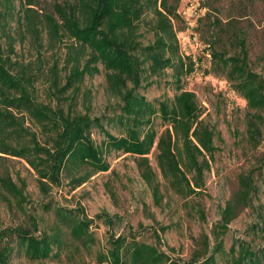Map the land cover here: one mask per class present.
<instances>
[{"label":"trees","instance_id":"1","mask_svg":"<svg viewBox=\"0 0 264 264\" xmlns=\"http://www.w3.org/2000/svg\"><path fill=\"white\" fill-rule=\"evenodd\" d=\"M15 1L0 0V168L5 157L30 167L41 194L50 199L41 208L53 215V225L39 230L40 218L28 209L31 200L25 181L18 177L19 184L8 170L0 169V192L27 219V226L0 232V264H12L15 254L31 262L62 257L75 262L84 253L96 264H218L220 259L228 264H264V247L235 241L227 250L225 242L239 214L255 209L256 174L264 168L262 159L255 169L237 175L236 192L221 207L210 234L193 239L195 247L188 260L163 250L160 234L167 228L153 231L151 243L131 230L128 235H110L101 247L92 230L95 220L88 219L81 208L54 204L50 196L54 188L74 192L110 171V155H123L132 157L156 206L163 202L164 183L183 201L189 216L207 222L205 210L194 201L201 202L205 196L220 135L207 121L196 94L184 88L196 60L181 54L178 33L184 21L178 2L19 0L16 10ZM14 22L17 27L13 28ZM212 23L220 34L208 42L210 67L205 73L227 82L246 102L247 141L257 149L263 141L264 77L253 68L246 35L235 21L224 24L216 18ZM15 28L21 41L27 38L37 52L35 59L16 53L11 36ZM223 35L234 54L221 47ZM65 40L69 43L64 44ZM46 47L51 51L64 47V60L56 58L48 67ZM102 73L117 105L112 116L96 117L89 111L92 93L84 92L83 86L87 77ZM168 77L170 82L164 83L175 91L173 98L150 101L143 92ZM79 98L85 112L78 109ZM97 219L114 226L107 213ZM256 227L254 237L264 234V224Z\"/></svg>","mask_w":264,"mask_h":264},{"label":"rangeland","instance_id":"2","mask_svg":"<svg viewBox=\"0 0 264 264\" xmlns=\"http://www.w3.org/2000/svg\"><path fill=\"white\" fill-rule=\"evenodd\" d=\"M174 1L178 2V10L184 21L181 25L183 31L178 33L181 54L183 57H192L196 60L195 71L184 79V88L196 94L199 103L206 109L207 121L220 135L216 142L219 153L212 164L211 173L207 175L205 196L201 202L194 201L196 202L194 205L200 204L205 210L207 222L202 223L196 217L189 216L183 201L170 192L164 183L163 202L159 207L156 206L151 191L141 180L132 157L123 155H110L108 157L110 171L96 175L74 192L68 193L67 188H54L50 196L54 198V204L72 210L81 208L88 219H94L92 230L101 247L106 245L110 235H128L131 230L139 235L140 240L151 243L154 240L153 231L160 232V228H167L166 233L160 234L163 250L175 258L188 260L195 247L193 239H198L203 233L210 234L211 228L220 218L221 207H224L236 192L237 175L255 169L264 160V129L263 141L259 148H252L247 141L246 102L227 82L205 73L210 67V57L206 51L209 47L208 42L220 34L212 22L219 18L224 24L234 20L236 28L246 35L252 66L264 77V0ZM20 4L19 0L15 1L16 10L20 8ZM201 18L202 23L199 21ZM11 26L14 28L16 23H12ZM196 29L199 31L196 32ZM18 31L15 28L11 32L15 39L16 53L27 60L35 59L37 52L27 38L24 43L21 41ZM147 38L150 39V36ZM64 42L69 43L67 40ZM230 45L227 36L223 35L221 47L232 55L234 49ZM43 52L48 67L52 65L54 59L61 58L62 61L65 58L64 47L55 51L46 47V51ZM63 66L64 63H61L60 68ZM165 80L170 82L171 78H163L162 83L143 92L150 101L173 98L175 91L172 87L165 86ZM83 91L92 93L89 110L92 116L113 115L117 99L107 91L103 73L94 78L87 77ZM48 99L46 85V101ZM78 103V109L85 112L82 98L78 99ZM96 140L100 141L97 137ZM7 158L1 161L0 169L8 170L19 184L18 177L25 181L26 193L31 200L28 209L40 218V231L49 229L53 225V215L44 213L41 206L50 199L44 198L41 194L37 176L24 161ZM151 159L155 166L154 159L152 157ZM256 179L259 191L254 202L255 209L242 211L231 224L225 240L227 250L235 241L246 242L253 248L264 247V234H258L257 237L252 235L257 225L264 224V168L256 174ZM12 205L11 207L8 205L0 192V232L6 228L27 226L25 216L14 207V202ZM104 213L113 218V228L97 219L98 215ZM12 264H96V261L93 257H87L86 253L82 255V259L77 257L75 262L64 257L60 261L31 262L24 256L15 254ZM218 264L228 263L220 259Z\"/></svg>","mask_w":264,"mask_h":264}]
</instances>
